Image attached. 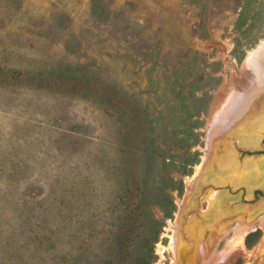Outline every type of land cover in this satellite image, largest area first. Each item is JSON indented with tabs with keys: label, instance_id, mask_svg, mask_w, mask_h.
I'll use <instances>...</instances> for the list:
<instances>
[{
	"label": "rangeland",
	"instance_id": "374dc122",
	"mask_svg": "<svg viewBox=\"0 0 264 264\" xmlns=\"http://www.w3.org/2000/svg\"><path fill=\"white\" fill-rule=\"evenodd\" d=\"M263 40L264 0H0V264H264Z\"/></svg>",
	"mask_w": 264,
	"mask_h": 264
},
{
	"label": "bare ground",
	"instance_id": "6f19581e",
	"mask_svg": "<svg viewBox=\"0 0 264 264\" xmlns=\"http://www.w3.org/2000/svg\"><path fill=\"white\" fill-rule=\"evenodd\" d=\"M262 53L264 54V40L261 43H259V45L257 46L256 49H254L252 52L250 51V54H249V62L253 61L254 62V65L256 64V66L258 68V72H257L258 78H260V76H261L262 77V81H264V65L262 64L261 61H259L260 60L259 56ZM259 83H261V80L259 81ZM261 88L264 89V85L261 86ZM247 108H248V106L246 107V109ZM257 125H258V123L253 127V130L251 131V133H249L246 136H243V138L238 141V144L239 145L244 146V147H249V148L257 147V146L260 145L261 135L256 130L258 128V127H256ZM255 132H257V133H255ZM240 133H243V132H240ZM211 142H212V140H211ZM226 147H227V149L229 151H232V149H233V146H232L231 143H230V145L227 144ZM212 148H214V146ZM212 148L210 146V149H212ZM230 153L225 154V156L222 159H220V162L222 163V167H224V168H228L231 165L232 156H231ZM210 161H211V159H210L209 155H204L203 156L202 162L197 167V169H196L195 174L193 175V177L189 180L188 189H187V192H186V194H187L186 195V198L189 197V196H191L192 193H194V191L196 189V183H197L198 177H201V175H203V177H205V178H209L210 177L207 173H205L206 170H207L206 167L210 164ZM207 175H208V177H207ZM210 178L212 180L214 177H210ZM249 181L250 182H254L255 181V178L253 177V178L249 179ZM249 181H247V182H249ZM258 182H260V185L261 186H264V175H263V173L261 175H259L258 179L256 180V183H258ZM215 196H216V191L215 190L214 191H211L210 192V196H209L210 203L213 201V199H214ZM181 210H183V204L181 206ZM180 214H181V212L178 213L179 217H181ZM175 230H176V228H175Z\"/></svg>",
	"mask_w": 264,
	"mask_h": 264
},
{
	"label": "trees",
	"instance_id": "16d2710c",
	"mask_svg": "<svg viewBox=\"0 0 264 264\" xmlns=\"http://www.w3.org/2000/svg\"><path fill=\"white\" fill-rule=\"evenodd\" d=\"M170 211H171V212H170ZM164 213H165V215L170 216V215L172 214V210H167V211H165ZM253 235H254V234H253ZM249 237H251V234L249 235Z\"/></svg>",
	"mask_w": 264,
	"mask_h": 264
}]
</instances>
